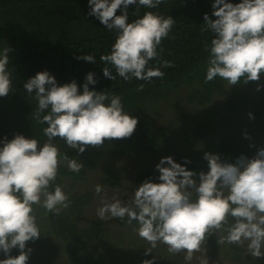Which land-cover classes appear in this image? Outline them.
<instances>
[{
	"label": "clouds",
	"instance_id": "obj_1",
	"mask_svg": "<svg viewBox=\"0 0 264 264\" xmlns=\"http://www.w3.org/2000/svg\"><path fill=\"white\" fill-rule=\"evenodd\" d=\"M161 2L87 0L88 15L105 28L116 30L110 51L99 59L114 67L125 81L164 75L161 67L149 62L158 56V46L168 37L175 19L145 11L129 21L128 12L130 5L154 9ZM211 8V17L203 14L205 30L214 34L205 80L219 76L230 85L241 80L259 81L264 75V0H211ZM9 51V47L0 49V97L12 90ZM78 58L96 60L92 54ZM161 64L167 67L170 61ZM102 73L111 80L116 78L107 66ZM94 75H85L82 90L75 80L58 84L46 69L23 83L26 92L38 101L33 115L46 124L43 132L47 140L41 144L23 134L0 138V251L6 257L0 264H26L29 259L31 248L25 250L26 242L41 236L34 205L57 214L69 206L68 194L53 182L62 160L74 172H79L83 163L62 154L54 138H62L68 147L82 153L89 146L102 145L106 138L129 137L136 128L138 118L124 109L119 95L89 88L97 83ZM256 87L259 90L261 85ZM204 158L208 171L196 173L172 156H162L155 164L159 173L156 182L145 179L136 187L130 204L120 199L102 201L97 215L101 219L135 220L139 236L152 247L162 242L170 252L183 251L185 261L193 259L212 230L226 233L221 242L239 245L247 241L252 257L264 256V148L251 158L242 154L234 162L208 152ZM95 191L100 193L103 187L97 184ZM13 247L20 249L16 256L8 254ZM200 264H208L206 256Z\"/></svg>",
	"mask_w": 264,
	"mask_h": 264
},
{
	"label": "trees",
	"instance_id": "obj_2",
	"mask_svg": "<svg viewBox=\"0 0 264 264\" xmlns=\"http://www.w3.org/2000/svg\"><path fill=\"white\" fill-rule=\"evenodd\" d=\"M232 2L236 3L238 0ZM89 7L87 0H0V49L10 48L8 69L12 73L13 81L9 94L0 97V138L11 139L15 134H23L25 137H35L41 144L47 140L43 132L46 124L39 122L33 115L38 101L34 94L27 93L23 88L24 81L45 69L54 75L58 84L75 80L78 90H82L80 85L85 82V75L93 72L97 83L89 84V88L104 91L109 96L119 95L124 109L138 118L131 136L106 138L102 145L89 146L82 153L68 147L62 138L55 137L53 142L62 154L66 153L70 158L83 163L80 171L74 172L68 168L67 161L62 160L53 182L62 188L64 180L83 181L90 173L100 168L105 160L123 158L131 149L144 158L153 160L156 157L146 156H155L159 152L157 136L161 133L153 130L149 122L154 120L152 116L162 112L164 106H172L166 116L177 123L182 122L184 117L193 120L201 108L217 101L216 97L224 95L225 86L228 84L227 80L219 76L218 81L205 80L209 48L214 34L205 30L203 14L208 13L211 17V0H162L154 9L138 5L128 6L129 21L143 15L145 11H155L175 19L168 37L162 39L158 46V56L149 62L150 66L161 67L164 75L150 80L132 78L125 81L116 73L114 67L99 59L101 54L110 51L116 30L105 28L97 19L88 15ZM137 7L138 12L135 11ZM84 54H92L96 60L88 62L78 58ZM161 61H170V65L164 67ZM106 66L116 77L114 80L103 75L102 68ZM242 82L243 80L235 85ZM248 82L253 83L250 84L253 87L261 80ZM168 90L171 92L165 94ZM259 90L264 91V78ZM224 100L227 115L235 114L240 106L248 103L242 94L237 98L229 96ZM175 102L179 105L183 103L188 113H182L178 106H174ZM174 107L177 109L174 110ZM263 112H256L255 115L261 116ZM159 115L161 116V113ZM204 119L185 137L184 150L172 155L175 161L185 164L196 173L208 171L205 152L218 154L221 160L234 162L242 154L248 158L255 156L259 148L254 143L264 148V133L261 131L262 137L250 136L247 131L250 126L245 125L242 126L243 133L245 132L242 139L235 134H227L213 143L199 145L198 139L204 140L214 130L209 117L205 116ZM260 121L259 117L252 120L253 130L258 125L264 128ZM165 152H161L157 157L165 155ZM184 158H187L188 162ZM120 175L119 172L106 167L99 182L118 188ZM153 177L154 173L149 171L139 175L138 179L144 181ZM93 195L92 192L69 194V206L58 214L48 212L40 205H34L41 236L26 242L25 250L31 248L26 264L103 262L99 260L101 250L96 249L103 234L100 219L95 218L83 226L78 223L85 208L91 205ZM116 196L122 201L123 198L118 194ZM132 221L138 225L135 220ZM120 222L121 225L128 224L123 219ZM231 222L232 218L229 217V223ZM107 223L105 222V225ZM205 242L214 250L221 248V239L215 230L206 236ZM226 247L233 253L234 261H240L244 256L237 244L227 243ZM108 248L110 250V247ZM19 251L20 249L13 247L8 254L16 256ZM4 258L5 254L0 251V259ZM145 260L159 264L144 253L132 256L124 264H143Z\"/></svg>",
	"mask_w": 264,
	"mask_h": 264
},
{
	"label": "rangeland",
	"instance_id": "obj_3",
	"mask_svg": "<svg viewBox=\"0 0 264 264\" xmlns=\"http://www.w3.org/2000/svg\"><path fill=\"white\" fill-rule=\"evenodd\" d=\"M263 78L264 75L260 78L261 82H259V80V83H256L261 85ZM214 81H218L217 77L212 82ZM250 84L253 83L243 81L235 86L228 83L225 86L226 90L224 95L216 97L217 101H213L211 104L201 108L193 120L189 117H184L185 119L183 118L182 122L177 123L169 118V116H166L172 106H164V110L152 116L154 120L149 121L153 130H158V132L161 133V135L157 136L159 141V152L155 156H146L147 158L156 157L153 158V160L146 159L141 156L140 153L131 149L126 152V156L123 158H116L113 161L108 159L105 160L100 168L90 173L83 181L70 182L69 179L64 180V187L62 189L68 195L83 194L86 192H92L94 194L91 205L85 208L84 214L78 219V223L83 226L95 218L100 219L101 231L103 234H101L102 239L100 238L98 240V247L96 249L101 250L99 253V257H101L99 260H103L101 264H124L129 258L140 253L147 254L154 262L156 261L159 264H200V259L205 256L208 259V264H264V256L252 257L248 253L247 241L237 245L241 252H244V256L240 261H234L232 259L233 253H230V250L227 249V242H221V248L219 250H214L205 241L201 244L200 250L194 252L193 259L191 261H185L183 251L179 253L170 252L168 246L162 242H157V245L152 247L150 242L139 236L137 231L138 225H136L134 221L129 222L127 217H124L123 221L128 224L121 225L119 224L121 223V218L106 216L104 219H101L97 215V208L101 205L102 201L110 202L113 199H119L116 194L123 198V203L130 204L134 197L136 187L143 182L138 179L139 175L152 171L154 177L151 179L156 182L159 173L155 168V164L159 162L162 156H172L175 153L183 151L185 148V137L189 135L190 131L197 123L205 120V116H208L209 120L213 123L214 130L211 134L206 136L204 140L198 139L199 145L213 143L215 140L227 134H235L236 137L242 139L245 133H243L244 128L242 127L244 125L250 126L247 130L250 136L255 135L256 137H262L261 131L264 133V128L258 125L257 128L253 130L251 126L253 125L252 120L258 117L261 119L260 122L262 125H264V112L261 116L255 115L256 112L264 111V91L257 90V84L253 87H251ZM170 92L171 91L168 90L165 94H169ZM239 94L245 96L248 103H244L240 106L235 114L227 115V110L225 108L226 101L224 99L229 96L237 98ZM174 106H178V109L182 113H188V109L184 107L183 103L179 105L175 102ZM176 109L177 108L174 107V110ZM160 113L161 116L159 115ZM249 113L252 114L251 118L249 117ZM246 120L247 123H245ZM162 128H164L163 131ZM254 144L258 146V148H263L257 143ZM161 152H165V155L157 157ZM106 167H110L112 170L121 174L118 179V188L103 185L99 182L103 176L104 168ZM97 184L103 187V191L100 193L95 191ZM105 222L108 223L105 225ZM215 232L219 235L221 240L226 235L223 230H215ZM108 247H110V250Z\"/></svg>",
	"mask_w": 264,
	"mask_h": 264
}]
</instances>
